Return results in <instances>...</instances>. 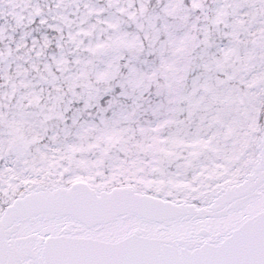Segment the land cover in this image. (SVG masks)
<instances>
[{"label": "snow or ice", "instance_id": "obj_1", "mask_svg": "<svg viewBox=\"0 0 264 264\" xmlns=\"http://www.w3.org/2000/svg\"><path fill=\"white\" fill-rule=\"evenodd\" d=\"M0 264H264V0H0Z\"/></svg>", "mask_w": 264, "mask_h": 264}]
</instances>
